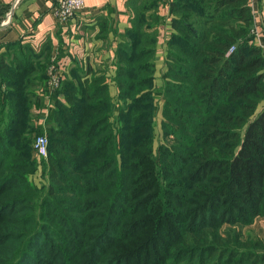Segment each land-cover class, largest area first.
<instances>
[{
    "label": "trees",
    "instance_id": "obj_1",
    "mask_svg": "<svg viewBox=\"0 0 264 264\" xmlns=\"http://www.w3.org/2000/svg\"><path fill=\"white\" fill-rule=\"evenodd\" d=\"M163 2L127 1L116 98L88 69L62 81L45 115L36 87L47 89V63L0 56V264H264V241L242 230L264 217V53L251 0H170L155 90ZM44 132L40 188L29 175Z\"/></svg>",
    "mask_w": 264,
    "mask_h": 264
},
{
    "label": "crops",
    "instance_id": "obj_2",
    "mask_svg": "<svg viewBox=\"0 0 264 264\" xmlns=\"http://www.w3.org/2000/svg\"><path fill=\"white\" fill-rule=\"evenodd\" d=\"M127 1L84 0V7L71 19L63 21L54 12L58 0H0V56L9 63L19 52H32L37 66L47 63V73L52 58L56 57L65 79L88 69L105 73L113 79L109 87L111 94L116 96L115 51L118 43L126 37L133 16ZM251 4L255 12L254 26L262 30L264 0H251ZM160 9L164 20L159 25L155 90L163 86L162 74L166 70L168 39L172 30L169 3H163ZM261 38L263 35L260 34L254 43L258 44ZM36 90L43 101L50 100L46 86L39 85ZM60 97L65 101L64 96ZM158 103L156 125L161 126L163 103L161 100ZM243 231L249 234L253 231L251 236L264 241V217H257L251 225L243 227Z\"/></svg>",
    "mask_w": 264,
    "mask_h": 264
},
{
    "label": "built area",
    "instance_id": "obj_3",
    "mask_svg": "<svg viewBox=\"0 0 264 264\" xmlns=\"http://www.w3.org/2000/svg\"><path fill=\"white\" fill-rule=\"evenodd\" d=\"M169 3L170 0H164L163 3ZM84 7V0H58V4L54 10L55 14L66 21L71 19L75 14ZM172 14L170 13V19ZM259 35V33H258ZM264 48V42L259 41ZM47 92L50 96L61 87L62 81L65 79L63 69L58 64L56 57H53L48 69ZM51 100V98H50ZM50 105L52 103L50 102ZM42 113L48 115V110H41ZM44 119L41 120L43 122ZM34 150L40 159H46L49 154L48 138L45 134L37 135L33 143Z\"/></svg>",
    "mask_w": 264,
    "mask_h": 264
},
{
    "label": "rangeland",
    "instance_id": "obj_4",
    "mask_svg": "<svg viewBox=\"0 0 264 264\" xmlns=\"http://www.w3.org/2000/svg\"><path fill=\"white\" fill-rule=\"evenodd\" d=\"M162 5V4H161ZM161 5H159L160 6V8H161ZM252 5V4H251ZM159 7L157 8L158 9V11L159 12H161V9H160ZM252 9H253V7H252ZM160 15H161V13H160ZM253 15H254V19H255V12H254V10H253ZM261 15V14H260ZM164 20V19H163ZM254 24H255V21H254ZM258 26V25H257ZM259 27V26H258ZM259 30H260V32H259ZM257 29V27L256 26H253V28H252V34H253V42H255V39L257 38V37H259L260 36V34L261 35H263V38H261V41H263L264 42V25H263V29L261 30V29ZM258 33H259V35H258ZM256 45H258V46H260L261 48H262V51H263V53H264V48L258 43V44H256ZM157 51V50H156ZM155 59H156V57H155ZM107 76V75H106ZM106 80H107V83H111V81L113 80L111 77H109V76H107L106 77ZM117 95H118V93L116 94V96H114L115 98L117 97ZM159 100H161L162 101V99H161V97H157L156 98V103H157V106H158V111H159V103H158V101ZM43 102H45V105H44V107L42 108V110H48V107L50 106V102H51V100H49V101H43ZM162 103H163V101H162ZM264 107V99L259 103V106H258V108H257V113L256 114H258L261 110H262V108ZM35 108V107H34ZM157 111V112H158ZM35 113H40V109H35ZM157 116L158 115H156V117H155V122L157 121ZM163 117V116H162ZM37 119V120H36ZM159 122V121H158ZM31 123H32V125L35 127L37 124L39 125V119L38 118H36V115L33 113V120L31 121ZM38 129V128H37ZM37 129H36V132H37ZM156 133H157V138H156V143H155V145H157L158 144V140L159 141H161V135H162V132H161V126H156ZM42 134H45L46 136H47V138H48V146H49V143H50V139H49V137H48V135L44 132V133H42ZM37 135H40V134H35L34 135V137H33V143H34V140H35V138H36V136ZM33 143H32V146H33ZM34 148V147H33ZM29 180L33 183V184H35V185H37L38 187H44V186H46V184L48 183V171H47V161H46V159H39L38 161H37V168L29 175ZM243 230V229H242ZM251 234H249V232L247 231V232H245V231H243V236H244V238L246 237V238H248V237H250L254 232L252 231V232H250ZM245 238V239H246Z\"/></svg>",
    "mask_w": 264,
    "mask_h": 264
}]
</instances>
